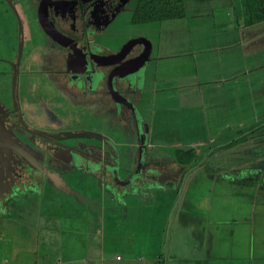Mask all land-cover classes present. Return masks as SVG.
I'll return each mask as SVG.
<instances>
[{
	"label": "rangeland",
	"instance_id": "374dc122",
	"mask_svg": "<svg viewBox=\"0 0 264 264\" xmlns=\"http://www.w3.org/2000/svg\"><path fill=\"white\" fill-rule=\"evenodd\" d=\"M10 1L25 18L23 58L26 59L17 84L20 115L25 124L53 133L97 132L100 137L72 138L69 142L91 141L105 149L113 146L121 154L124 169L132 168L137 155V147L132 144L137 135L135 127L131 122L128 125L120 111L110 110L99 99L101 90H78L61 82L63 77L58 75V78V69L52 67L54 64L49 60L50 41L39 24L32 0ZM33 1L35 5L38 0ZM131 4L129 2L101 30H90L89 40L103 49L117 52L130 40L141 38L137 46L145 67H141L144 75L142 70L139 75L147 78L144 79L147 98L139 103L135 96L134 113L138 118L143 119L144 115L149 120L155 119V131L160 129L153 137L156 154L168 155L170 160L169 155L177 153L173 148L179 145L177 142L186 145L202 140L208 145L201 147L202 158L207 162L195 171L196 175H190L176 186L166 183L168 179L157 180L151 187L156 198L154 203L149 197L141 198L148 185L134 187L130 184L131 188L123 191L122 203L126 200L134 212L129 211L122 226L131 230L140 220L142 228L152 209V218L161 222L155 223L158 227H163L164 217H170L174 229H178L185 240L212 241L213 248L206 251L211 250L213 256H219L226 264H264V16L243 0H185L186 16L139 23L133 20ZM200 22L204 24L200 26ZM17 24V15L9 2L0 0V103L10 109L14 106L10 64L16 59L19 45ZM220 41L233 43L232 50L237 54L244 51L248 54L250 74L230 82L219 81L218 78L228 75L222 66L217 73L213 72V77L206 78L202 73L200 76L204 69L199 65L202 57L198 51ZM154 47L152 55L155 58L159 53L164 55L160 60H164V64L159 62L156 66L154 57L149 60L148 53ZM209 55L212 58L214 53L210 51ZM236 80L238 83L233 82ZM154 88L160 94L156 103L151 97L155 95ZM226 116L230 118L227 123L235 136L214 137L215 132L207 129L224 126ZM256 126L254 132L252 129ZM162 128L175 132L169 138ZM238 129L243 131L237 132ZM14 132L22 143L33 145L27 132L20 129ZM252 132L256 136L247 143L246 152L229 153L217 147ZM216 149L212 157L208 156ZM241 156L253 158V164L238 169L223 165L222 161L230 157L233 158L230 162L237 161L235 163L242 166ZM219 164L223 165L221 169L212 168ZM88 178L91 184L84 178L79 182L81 185L74 183L73 186L97 198V211L92 206H81L74 196L49 184L9 201L8 215L0 214V264H137L127 253L122 261L105 260V245L110 249L121 246L104 238V224L96 212L105 207L104 199L110 202L109 195L97 185L95 177ZM173 193L179 196L178 200L170 201ZM112 202L114 208L122 209L121 214H127L126 207L117 201L110 204ZM106 221L108 225L107 218ZM195 229L201 230L202 236H195L192 232ZM116 235L119 244L130 240L123 229ZM121 250L124 249L119 248Z\"/></svg>",
	"mask_w": 264,
	"mask_h": 264
},
{
	"label": "flooded vegetation",
	"instance_id": "af4514ba",
	"mask_svg": "<svg viewBox=\"0 0 264 264\" xmlns=\"http://www.w3.org/2000/svg\"><path fill=\"white\" fill-rule=\"evenodd\" d=\"M122 1L38 0L34 5L32 0L39 24L50 41L49 60L51 59L54 64L52 67L58 69L57 76L63 77L64 81L61 82L78 90L94 92L101 90L99 99H102L110 110L120 111L128 125L131 122L135 127L137 135L132 144L134 148L137 147V155L133 158V167L125 169V175L122 177L118 172L123 167V159L113 146L105 149L104 146L99 147L91 141L69 142L72 138L100 137L99 133L93 131L53 133L31 128L23 121L18 104V85L16 92L13 93L12 82L16 77L18 84L19 73L26 59L23 58L24 45L26 46L25 18L23 19L13 3L14 9L11 8L19 15L17 16L19 51L16 49V59L10 64L14 106L10 109L0 103V118L15 138L17 147H12L10 153L4 152L3 161L0 163L4 184L0 194V214L8 215L9 201L24 197L25 193L32 189L39 191V186L43 187L44 184L69 193L85 208L92 206L97 210L95 207L97 198L85 195L81 188L73 186L74 183L81 185L80 180L87 178L85 182L91 184L88 177H95L97 185L104 193H108L110 202L122 203L121 199L125 195L123 191L130 189L131 187H128L130 184L137 186L139 184L137 181L143 178L145 159L143 160L142 156L148 144L147 137L142 132L144 126L141 118L134 113L136 112L134 100L141 76L136 70L122 75L127 68L134 66L133 61L141 54L137 46L139 42L131 45L123 55H119L118 52L121 50L111 52L93 44L88 38L90 30H101L131 2L130 0L122 6ZM20 21L23 31L20 30ZM76 33H79L78 37ZM58 81L60 83L59 79ZM14 129L27 132L33 145H25L18 140ZM120 186L126 188L122 189ZM89 210L93 212L92 209Z\"/></svg>",
	"mask_w": 264,
	"mask_h": 264
},
{
	"label": "crops",
	"instance_id": "0c3cea01",
	"mask_svg": "<svg viewBox=\"0 0 264 264\" xmlns=\"http://www.w3.org/2000/svg\"><path fill=\"white\" fill-rule=\"evenodd\" d=\"M243 2L247 3L246 0H243ZM205 13H202L201 15H204ZM229 16V13H227ZM231 15V14H230ZM204 22H200L199 25L202 26ZM244 37V35H242ZM244 40V38H243ZM235 45L233 43H222L217 42L214 46L212 47H201V49L198 51V53H201L202 59H200V64L204 70L200 71V76L201 73L203 76L207 78V76L213 77V72L217 73L218 69H220L222 66L223 70H226L228 75L225 78L219 79V81H226L230 82L231 80L235 79L238 76H245L246 74H250L252 69H249L247 67V57L248 54L246 52H241L240 54H237L234 49ZM155 50V47L148 53L149 60L152 61V57H154V60L156 61L155 64L156 66L159 65L160 63L164 64V60L160 61L164 55H161L160 53L158 56L155 58L153 56V51ZM214 53V56L209 55L210 51ZM198 61V60H197ZM143 60H140L139 63H137L133 69H136V71L139 73L142 70V75H144L143 72V67H145V63ZM147 64V63H146ZM240 67L237 71V67ZM142 67V68H141ZM201 67V69H202ZM157 74V72H156ZM156 74L154 73V77H156ZM198 76V74H197ZM199 77V76H198ZM144 79H147L146 77L143 78L141 77V80L138 81V91L136 93V101L141 103L142 100L146 99L147 97L144 96V89L145 87V81ZM230 80V81H229ZM235 83H238L237 80L233 81ZM153 93L155 94L154 96H151L152 99L155 100V103L158 99H160V94L159 91L157 92V89L154 88L152 89ZM202 98V97H201ZM151 103V102H150ZM152 104V103H151ZM227 118H224L223 120H226V123L224 126H212L209 127L207 130H211V132H215L214 137H228L231 138L232 136H235V134H232L231 125L227 123V121L230 120L228 116ZM155 119L149 120L146 116L143 119L141 118V122L143 123L144 129L142 132L145 133V136L147 137V144L148 146L145 148V151L143 153L142 159H145L144 163V170L142 171L143 178L141 179H147V180H138L137 184L139 187L141 185H148L147 189H145V195L141 198H150L152 202H155V196H153V191L151 190V187H153L154 184H156L158 179H162L168 182V184L171 185H178L182 183L184 179H188L190 175H196V172L199 168L201 169L203 165L205 164L206 158H202L201 155V147L207 146L208 143L206 141L198 140V141H193L189 142L186 145H181L180 142H177L175 145L176 147L174 148V151H177L181 148L184 149H189L192 148L195 152L194 159L190 162H181L178 159L177 153H173L171 156L169 155L170 160L168 159V155H161V154H156L155 153V146L156 144L154 143L155 140H153V137L155 133H158L157 131L160 130L158 127V130L155 131V123H153ZM165 126H168L165 125ZM169 127H173L169 124ZM217 128V130L215 129ZM223 128L224 130L222 132H219V130ZM163 129V128H162ZM164 130V131H163ZM162 131L165 132L167 136H170L175 132V130H171L169 132L167 129H163ZM184 131V130H183ZM243 129H238L237 132H242ZM255 132V131H254ZM249 133L247 134L246 139H242L239 141H236L235 139H230L227 140V142L220 143L217 147L219 150H223L225 152L229 153H241V152H246L247 150V143H249L250 140H252L255 135V133ZM160 133V132H159ZM164 134V133H163ZM243 134L239 135L242 136ZM184 136V135H183ZM182 136V137H183ZM237 136V133H236ZM238 136V137H239ZM256 136V135H255ZM214 140V139H213ZM234 140V141H233ZM209 142V141H208ZM213 142V141H212ZM216 150H211V152L208 154V156L212 157V153H214ZM207 150V149H206ZM214 155V154H213ZM165 158V159H163ZM234 159H237L236 157L233 156ZM230 158L227 161H222L229 169H238L240 167H244L245 164H253V158L249 159L244 156L239 157L242 161L241 165H237L239 163H235L233 161H229ZM208 159V158H207ZM259 161V160H256ZM261 162V161H260ZM219 164V166H213L212 168H217L221 169L223 167ZM125 166V165H123ZM210 167V166H209ZM247 167V166H246ZM261 168V167H260ZM124 167L120 168L118 174L120 177V173L124 171ZM142 177V176H141ZM172 179L173 181H169ZM147 181V182H146ZM146 182V183H145ZM153 196V197H152ZM182 199V195L180 196ZM179 196L177 194L173 193V197L170 199V201L173 200H178ZM96 200V199H95ZM104 205L105 207L100 209V211L96 212L97 217L99 220H102V232L104 233L103 235L104 238H106V241H110L111 243H115L114 245L121 246L119 248H123L124 250L119 251V248L116 249L115 247L113 249H110L105 245V253L107 254V257H105V260L107 261H122L124 259V256H133L129 257L134 259L137 264H226L223 262V260H220L219 256H213V253L207 252V249H212L213 248V242H206V241H197V242H190L187 241L183 238L181 235L180 231L178 232V229H174L172 219L170 217H164L165 221L163 227H158L157 224L155 223H161L156 222L152 216L154 210L149 209V216L147 219V223H143V227L141 228V223L140 220L137 223L136 226L133 227L131 230H127L125 227L122 226V222L126 217L129 216V211L133 210L128 207L129 204H127L126 200L123 201V203H118L120 206L126 207V210H124L127 214L122 213L121 210L114 208V204H110V202H106V199H104ZM122 201V199H121ZM169 201V200H168ZM151 202V203H152ZM153 202V203H154ZM107 203V204H106ZM152 203V204H153ZM133 206V205H132ZM141 207V206H140ZM138 209H140L138 207ZM97 211V210H96ZM134 212V210H133ZM170 214V211H168ZM172 212V208H171ZM179 214L183 215L182 213L179 212ZM174 215V212H173ZM153 217V218H152ZM181 217V216H179ZM106 218L108 221V225L105 223ZM124 218V219H123ZM169 221V225L167 226V222ZM196 226H199V222L195 224ZM122 229L125 231V236L127 238H130V240L123 241V244H119L116 242L117 236L116 234L122 233ZM195 233V236H202L200 235L201 230L195 229L192 231ZM180 233L178 236L177 234ZM103 240L105 241V239ZM186 238V237H185ZM123 245V246H122ZM108 251V252H107ZM206 251V252H205ZM116 252V254L114 253ZM115 254V257H114ZM118 255H120V258H118ZM130 259V260H132ZM221 261V262H220Z\"/></svg>",
	"mask_w": 264,
	"mask_h": 264
},
{
	"label": "trees",
	"instance_id": "16d2710c",
	"mask_svg": "<svg viewBox=\"0 0 264 264\" xmlns=\"http://www.w3.org/2000/svg\"><path fill=\"white\" fill-rule=\"evenodd\" d=\"M254 9L264 16V0H246ZM133 20L135 22L158 21L184 17L187 14L185 0H131ZM258 127H254L255 131ZM247 134L239 136L236 141L246 139ZM234 141V140H233ZM181 162H190L194 159L195 152L192 148L177 150Z\"/></svg>",
	"mask_w": 264,
	"mask_h": 264
},
{
	"label": "water",
	"instance_id": "95a60500",
	"mask_svg": "<svg viewBox=\"0 0 264 264\" xmlns=\"http://www.w3.org/2000/svg\"><path fill=\"white\" fill-rule=\"evenodd\" d=\"M128 1H130V0H123L121 3L122 6H124ZM7 2H9L10 6L14 9L13 3L10 0H7ZM119 10H120V8L118 9V11ZM17 16L19 17V15H17ZM21 24L22 23L20 21V24H19L20 30L23 31V27ZM23 38H24V36L22 35V40H23ZM140 41H141V38H135L133 40H130L128 43L125 44V46L122 48V50L120 52H118V54L123 55L125 52H127V49H129L131 45H133L136 42H140ZM20 47H21V45H20ZM140 60H141V55H139L135 58V60L133 61V65L135 66L137 63L140 62ZM133 67L127 68L123 72L122 75H126L129 72L132 73V71H135L136 69H133ZM12 84H13V93H15L16 87H17L16 77L13 78ZM12 147H17V142H16L15 138L13 137L12 133L6 127L4 121L0 118V163L3 161L4 152L8 151L10 153V150ZM2 177H3L2 176V168L0 167V194L2 193V189L4 186V184L2 182Z\"/></svg>",
	"mask_w": 264,
	"mask_h": 264
},
{
	"label": "built area",
	"instance_id": "2783aa9c",
	"mask_svg": "<svg viewBox=\"0 0 264 264\" xmlns=\"http://www.w3.org/2000/svg\"><path fill=\"white\" fill-rule=\"evenodd\" d=\"M118 258H120V255H118Z\"/></svg>",
	"mask_w": 264,
	"mask_h": 264
},
{
	"label": "bare ground",
	"instance_id": "6f19581e",
	"mask_svg": "<svg viewBox=\"0 0 264 264\" xmlns=\"http://www.w3.org/2000/svg\"><path fill=\"white\" fill-rule=\"evenodd\" d=\"M22 47H23V44H22ZM127 67V66H126Z\"/></svg>",
	"mask_w": 264,
	"mask_h": 264
}]
</instances>
